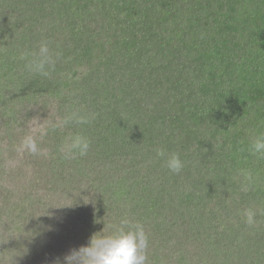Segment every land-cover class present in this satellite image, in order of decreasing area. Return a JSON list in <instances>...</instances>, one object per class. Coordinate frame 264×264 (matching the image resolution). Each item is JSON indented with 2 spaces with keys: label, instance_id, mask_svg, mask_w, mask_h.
Wrapping results in <instances>:
<instances>
[{
  "label": "trees",
  "instance_id": "trees-1",
  "mask_svg": "<svg viewBox=\"0 0 264 264\" xmlns=\"http://www.w3.org/2000/svg\"><path fill=\"white\" fill-rule=\"evenodd\" d=\"M42 40L47 76L20 59ZM70 110L94 119L53 128ZM74 133L91 146L69 159ZM27 135L42 152L17 148L1 171L4 145ZM261 135L264 0H0V264H62L125 218L144 227L146 264H264ZM15 169L32 175L34 206L14 200ZM60 237L71 246L52 250Z\"/></svg>",
  "mask_w": 264,
  "mask_h": 264
},
{
  "label": "clouds",
  "instance_id": "clouds-1",
  "mask_svg": "<svg viewBox=\"0 0 264 264\" xmlns=\"http://www.w3.org/2000/svg\"><path fill=\"white\" fill-rule=\"evenodd\" d=\"M46 40L39 43L38 51L22 52L20 59L27 60L25 68L33 73L48 75V68L55 65L53 53ZM59 54L57 53L56 56ZM94 119L90 114H82L79 110H70L63 119L57 121L53 128H63L69 123L83 125ZM91 146L90 139L80 133L70 134L65 137L59 146V151L66 158L75 156H85ZM20 150L27 151L33 155L40 154L42 149L39 147L36 139L31 136H25L20 143ZM252 150L264 156V135L258 136L253 140ZM159 156L164 152L157 151ZM165 167L173 172L179 173L184 167L178 153H171L165 160ZM255 212L251 209L246 211L247 224L255 223ZM148 247V237L140 222H133L127 218L122 219L118 225L112 226V231L105 234L104 231L96 232L91 235L86 245L73 248L63 257L62 264H146ZM59 264V262H58Z\"/></svg>",
  "mask_w": 264,
  "mask_h": 264
},
{
  "label": "rangeland",
  "instance_id": "rangeland-1",
  "mask_svg": "<svg viewBox=\"0 0 264 264\" xmlns=\"http://www.w3.org/2000/svg\"><path fill=\"white\" fill-rule=\"evenodd\" d=\"M19 146H20V143L18 142V143L15 144V146L12 149L9 150V148H7V146L4 145V151H6V153L4 154V160L5 161L3 163V167H2L1 171H4V170L7 171V168L11 167L10 161L13 162L14 159L17 158L18 152H17L16 149L20 148ZM22 162H25L24 159H22ZM22 164H24V163H22ZM14 171L17 172L18 176H20V174H21V177L24 178V182L20 185V187H22L21 188V192L24 193V194L23 195H19V196H15L14 200H16L18 204L25 203L24 201L27 200L26 203H29V204L33 203L32 206H34L35 202H34V200L32 198V194H31L30 190L29 191L26 190V188H29V182H30V179H32V175L29 173V171L27 172L26 169H21V170L15 169ZM40 171L41 172H45V173L40 175V180L38 181V186H40L41 188L45 189L46 186L49 187L50 184L48 185V182L50 181L51 176H52L53 173L50 171V167L49 166H47V168H44L42 170L40 169ZM58 178H60V176ZM23 199H25V200H23ZM24 210H25V212H31L33 209L29 205ZM42 215H46L47 218H48V216H52L53 214H52V212H50L48 210H47V212H45L42 207H36V210L34 212V218H40L39 216H42ZM38 238L40 239L39 235H38ZM47 242L50 243L52 250L59 249L63 245L65 247L69 246V245L71 246V243L68 240V238H64V237L53 239V240H50V241H47ZM42 254H43V252L40 255H42ZM40 261L43 262L44 264H47L44 257H42L40 259ZM36 264H40L38 260H37Z\"/></svg>",
  "mask_w": 264,
  "mask_h": 264
}]
</instances>
